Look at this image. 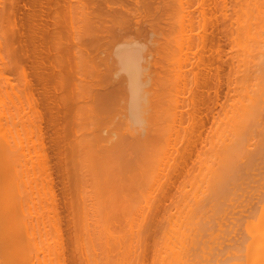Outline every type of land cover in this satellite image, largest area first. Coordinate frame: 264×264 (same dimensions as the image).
Masks as SVG:
<instances>
[{"label":"bare ground","instance_id":"1","mask_svg":"<svg viewBox=\"0 0 264 264\" xmlns=\"http://www.w3.org/2000/svg\"><path fill=\"white\" fill-rule=\"evenodd\" d=\"M114 1H116V2H114ZM195 1H197V2H195ZM195 1L194 0H184V2H183V0H118V2H117V0H0V108L2 105V106H5V108L7 109V110H4L5 108L0 109V264H46V262L48 263L49 260H47L46 262L44 260H40L39 253H38L39 249L41 250V252H43V254L48 249H49L50 254L51 253L54 254L53 261L51 260L50 261L51 263H48V264H67V261H66V259H64V256H63V251L65 250V248L62 245L63 235L61 232V227L59 229L60 224L58 223L59 226L53 225L54 224L53 222H56L59 219L56 220V218H53L54 221L52 220V223H53L52 226L56 227V229H57V230H55V231H57L56 237L54 238L55 244H52L53 242L51 239L53 237L51 238V236H50L49 238H51L50 241L52 242L51 245L49 246L50 248L47 249L48 246L45 247L47 244L44 245V242L42 245L43 238L41 240V237L44 236L43 235L44 233L39 228L40 227L39 226V217L41 216V215H39V212H42L43 210L39 211L38 205L40 204L39 202H43V201H40V200L38 201V199H40L38 197V194H40L38 191L39 190L38 186H40V181H39L40 177L38 176L37 171L40 172V166L44 165L43 169L45 170V177L43 179L48 178L49 172H48V167L46 165V162H48L47 159L49 158V156H47V155L50 152V156H52L51 155L52 146H54V147L58 146L59 144L57 145V143H60V142H58L57 140H59V138L62 137L61 133L55 134L53 136L52 133L48 132V130L54 128L55 122L57 121L56 117L58 116V113L61 114V112L66 109L65 111H67L66 112L67 116L62 117L63 118L62 120H66V123H67V122H70L71 120L67 121V119H65V118L68 117V119H69L70 113L72 112L73 109L76 110L75 108L77 107V110L79 109V114L77 113V115L79 116V119H80V120L77 119V121L79 120V121L83 122L81 119L86 121L85 119L88 117L89 112L92 109V107L90 106V104L92 103V101H91L92 97L90 100L91 101L90 104H89V102H87V100H85V97H86V99H88L87 97L91 96V95H88L91 91V86H89L88 84H90L91 82L88 83V79H86V76H89L91 72H92V74L94 73L93 76H96L98 70L96 69L97 67H95L94 65L93 66L89 65L90 64L88 62L89 59H88V57H86L88 55L87 54L88 51L90 50V52H91L90 54H92L95 50H93V52H92V50L90 48H93V49L97 48L98 49L99 47H102V50L104 51L103 46L107 47V45H108L110 48V45H111V44L109 45L108 43L106 45V42H108V40H109V42L111 41V43H112V41H114L115 38L120 35L121 38L119 40H118L119 37L116 38L119 41L118 45H119V47H122L121 45L125 41L126 48H118L116 50L118 51V50L125 49V51H127V52L129 51L128 53H126L123 50L124 51L123 53L127 54L126 55L127 58L124 59L123 54H122V58L120 57V59H122V60L124 59V63H123L124 66H122V68L124 70H126L125 72H127V70L129 72V74H127L128 79H127V76H126L124 70L123 71H122V69L120 70V71H122L121 74H119L120 72L118 70H116L119 72L118 73L119 76H117V77H119V79L117 81H115V83L113 82L114 84L111 85L112 82L110 83V81H108L111 78L108 77L109 74H107V72H106L105 75L107 74L106 77H108L107 82H109L108 84H110V85H108L109 86L108 88L105 87V90L101 91V93L98 95L99 99H100V97L103 99V100L100 99L101 102L99 100L98 104L101 103L100 104L101 111L99 109V112H101V117L104 116V118H102V119H104L105 123H103L102 120H100V121H101L102 125L103 124L105 125V124H107L106 123L107 120L108 121L110 120V118H107V117H109V115H108L109 111L112 109L111 113H112V111L114 112V110H115L114 104H117L116 102H118L117 101L118 98L117 99L113 98L114 100L112 99V102L113 101H115V102H114V104L111 105V103H112L111 97H108V96L118 95L119 99H121L122 93L125 92L123 94V98L121 99V101L119 100V103H118L119 105L118 104L116 105L117 106L116 110L118 109L119 114H121L122 115L121 117H123V120L121 118L120 119L122 121L119 118H114V116H116V114H117V113L115 114V112H114V116L112 114L113 119L111 120V121H115V120L119 119L120 122H122V124H120V122L118 123V121L116 122L118 124H116L114 122V127L120 125L121 127L123 126L125 129H122L123 127L121 128L119 126L123 130L122 131L120 129L123 133L119 137V134L121 133V131H120V133L118 134V137L116 138V136H115L114 137L115 139H112L113 141H111L110 137L106 135V137H109V138L105 139V141H107L109 139V142L108 143L105 142V144H101V146H98V144L95 145L94 142H93L94 143L93 144L90 140H88L86 138V137H88V136H86V134L85 135L81 134L77 138V140H78L77 149H78V152H80L81 158L78 156L77 159H79V160H76L77 165L79 167L78 170L81 169L80 171H82V169H83V171H82L84 174L82 176L83 180L86 179V178H84L85 176L88 177L86 180L91 178V182L88 181V184H85L83 181V183L85 185L83 184L84 186L82 185V188L80 189V190H82L80 192H82L81 195L83 197V202L85 204L83 206H86V208H83V209H85V211H87L86 212L87 215L86 214H84V215H86V218H88V220H89L87 222V230L85 229V234L82 236H84V238H86V240H88V242L90 239H93V241L96 240L98 243L96 245L99 246V250L97 251V255L99 253L103 254V255H105V259L107 258L106 254H105V253H107L105 247L110 242V239H112L113 242H115L119 245V243L117 242L118 238H120L119 233L117 234L116 232H111L110 230H112V228H110V230H107V229H109L111 224L110 225L108 224L109 227L108 228L105 227L106 229H104L103 225L104 226H105V224L107 225L108 222L107 223L101 222V219L104 218L102 216L103 215V213H102L103 207L101 206V205H103V201L101 203V200H102L101 195H103V194H101L103 192V191L101 192V187H103V189L106 190L107 192H110L113 189V188L111 189V187H112L111 185H116L118 182V186L120 187L118 195H117V191H118L119 187L116 188L117 191H115V194L113 196L109 195V193H108L109 196L104 199V202L106 200L107 202H105V203L106 204L109 203L108 205L111 206V204L113 205L112 201H114V203H116V204L118 203V204L122 205V209H124L123 204H125V202H123V201H126V199H125L126 196H125L124 191H123V188H125V186H126V182H125L126 180L125 179L129 178V181H130V177H131V180H133L132 179L133 174L132 175L126 174V173H124V170H121L120 173L112 172V174H111V171H109L111 169V166L113 167V170L115 168L114 167L115 164H116V167H118L117 165H119V164L121 167L127 166V165L129 167V165L131 163L130 166L135 164L134 166L137 167L136 165L140 166V164L143 162V160H144L143 157L145 156V158H146L147 157L146 154H149L150 147H148V146L150 144L148 145V143H151L149 141L152 140L151 138H152L153 129H154V128H152V126L154 127V125H157L155 122L151 123L153 121H151L150 119L157 121L155 119H158V118H156V117L150 118L149 115L147 114L148 119L145 121L144 119H146V117H145L144 113L142 114V112L151 111L149 113L151 115L152 114L155 115V111L158 112V108L161 106V104H162L161 107L164 106L163 103H161L160 98H163L164 96H166L165 93L168 92V89H167L168 86L166 87V84H168L167 81H168V79H170V77H171V79H170L171 83H169V86L171 85L172 88L175 86L174 83H176L175 82L176 79L174 77H176L178 79L182 75H186L185 73H187V75H189L192 72L191 78H187V76L186 77L182 76V79L187 78L186 82H189L187 84H193V85L196 83L197 84L198 83L204 84L206 81H208L206 78H207V74L209 73V69H210L209 65L210 64L208 63L209 65H207L206 61H204L203 54H205V49H206L205 41L207 40V37H208L207 33H206V26L210 25L207 22L210 21V17L212 15V12H211V14L206 12L207 10H210L209 6H207V5H210V2H208V4L206 3L207 5L205 4V6L208 7L206 10L204 9L205 6L202 7L204 5L203 3H205L207 0H195ZM208 1H210V0H208ZM221 1L224 2L223 0H221ZM246 1H247L246 2V6H247L246 12H248V13H246V12L245 13L248 14L247 15L248 17L245 15L247 18V21H244L245 22L244 25L247 26L246 27L247 28V30H246L247 36L252 41L251 43H248V46L246 47L248 49V51H246V53H247V55H249L251 53V55H249V56H253L254 52H256L255 56H257V66L254 69L255 74L252 73L251 75L257 76V77L254 78L255 81H253L252 83H248L247 87H246V85H243V86H245V88L247 90L246 91L247 92V94H246L247 103H245L246 105L244 104V106H245V107H243L244 110L241 109L242 110L241 111L238 108L242 112V113L241 112L239 113L240 114L239 117L242 116V118L240 117L241 122H242V127H243L242 131L245 135L243 137L244 143H242V144L240 143V144L241 145L244 144V146H243L244 149L242 148V150H244L245 154H243V152L239 156H236V155H238V153L236 155L232 154L231 155L232 159L228 158L229 161L233 160V162H239L238 160H240V158L242 157L243 160H241L240 162H242L241 165H242L243 171L239 170V172H242V173L238 174L237 173L238 170L236 171V169L232 168L231 165H229L232 168V170L228 172V175H229L228 180L225 178V180H226L225 183H227V185H228L226 187L227 189L225 191L222 190V186H221L222 182L221 183L216 182V183H214V185H209V186H206L205 188L202 187V189H201V185L200 184H199L200 186L198 185V183L201 180L198 182V178H197V180H195L194 179L195 177H194L193 179L197 183V185L196 184L195 185L199 186V189L196 190V188H198V187H192L191 188L192 192H189V194L191 193V195H190L191 198L189 197V195H186L187 191L184 189V187L182 189L185 197L187 199L190 198L189 203H187V202L184 203L183 200L186 198L184 196H183L184 197L183 198L182 194H181L180 198L182 197L181 199H183L182 200L183 202H181V200H180L181 205L176 204V206H175V204H174L175 207H177L179 205L177 207V210L175 209L176 211L172 215L169 212L168 213L169 217L166 215V219L168 218L169 226L167 227L168 230L166 229L167 230L166 233L168 236H166V234H165V236L169 239V236H170L169 234H175V238H177L179 240V243H180V247L179 248L177 247V248L180 250H183V249L185 250V244H184L185 241L189 240L190 238H194V237L198 236L197 239L199 240V242H201L200 243V251H201V255H202V258H201L202 263L205 261H208L210 259V257H209L210 252H209V254H207L208 255V259H207V256L205 257V255H206L205 250L203 249V246H201V244L203 245L205 243V241H204L205 239L203 240L201 238L204 237L203 233H206V232L202 233L201 230L198 231L200 226L202 224L206 223L203 219L206 217H209L208 215H204L205 217L203 216L204 218H202V214L204 213V211L208 210V209H206L208 207L206 202H208L210 200H208L207 197H206L207 199L204 198L206 195H208L210 198L212 197L214 199V200L211 199V206H212V204L214 206V209H215L214 214L216 216L215 222H216V225L218 226L217 231L210 233L211 236L209 238L211 240H212V238L213 239L215 238L214 240L218 242L217 245L219 243H222V241L221 242L218 241V240H220L219 238L222 236L223 237L225 236V238L227 240H229V239L233 240V243L230 242L231 240L229 241V243H232V244H230V245L226 244L229 246H228L227 250L224 249L225 251H223V254H222L223 256L221 259H219L220 254H218V252H216L217 255L215 254L216 258L213 259L214 260L213 264H220L225 259L229 260V259H231L229 257H232V255L235 256L234 254H236V255L238 254L237 256H242V257L244 256V259H243L244 263L239 260L241 262L239 264H264V0H246ZM193 3H196L197 6H200L203 8L201 10L197 9L198 15H196V16H193V9H192ZM100 4L103 6V7H101V10L98 9V7H100ZM220 5L225 6L227 4L223 3ZM214 7L217 8L215 6V4H214ZM214 7H211V8L213 9ZM218 7H222V6H218ZM223 8L225 9L226 7H222L220 9H223ZM96 10H98L97 12H99V13H97ZM123 13H125V15L126 14L130 15V19L128 17H126L128 19L123 17L124 20H121L123 18L119 17V16L121 14L123 15ZM226 13H228V12H226ZM208 14H210V15H208ZM215 16L216 15H214V17ZM245 16H243V17L245 18ZM117 17H119L120 19H118ZM211 18H213V17H211ZM194 23L196 24V27L200 29V32H202V34L199 33V35H198L197 32H193ZM211 25H212V23H211ZM127 31L133 33V35H130L131 37L127 36L128 35L127 33L125 35V32H127ZM184 32L187 36H192L193 34H194V36L196 35L195 37L197 40L196 39H194V40L196 42L198 41L199 42L198 46L199 45L200 46L197 50L198 55H194V51H192L191 53H190V51L187 52V50L185 52H183V54L185 53V56L187 55L186 52L190 54V55L188 54L186 56V58L183 60L182 57L180 58V55H182V54L179 55V52L181 50H183V48L185 47V46H183V44L184 45L186 44L185 42H183L184 40H183L182 35H184ZM192 32H193V34H192ZM214 33H215L214 30H212V33L209 36L213 37V35H215ZM112 34H115V35L118 34V35L116 37L114 36L113 40H110V37L112 36ZM123 34L125 35V37H127V39L129 38L128 42H126L127 40H124L125 37L122 38ZM208 34H209V32H208ZM171 35H174V36H171ZM186 35L184 37L185 41H186V38L189 39V41H190V37H186ZM143 36H145V37L143 38ZM131 38H132V40L130 41ZM208 39H209V37H208ZM121 40L122 41L124 40V41L122 42ZM239 40H241V39H239ZM220 41H219V43H220ZM190 42H192V41H190ZM196 42L195 43L193 42V43H194V45L197 46ZM152 44H154V47H156V48L152 47L153 46ZM187 44H189V43H187ZM191 44H190V46H191ZM116 45H117V43H116ZM221 45L222 44L220 43V44H218V46L216 45L217 47L215 49H213V51H214L213 53L215 55L220 54L219 49L221 48ZM165 47L168 48L169 52L172 51L174 56H175V54H174L175 52L177 53V56H178V57L177 56H175V57L171 56L172 60L175 58L174 61H176V63H177L176 65L174 64V62L172 64H174L175 66H178V68H176L174 66L176 68V70H173V72L171 70L172 73H174V71H176L174 73V75L171 73L174 77L171 75V76H169V78H166L167 76L165 77L163 75L165 72L164 71V65L161 69V70H163L162 73H160L161 71L158 70L159 64L161 61L159 62V60H157L158 56H156V55L161 54V56L159 55L161 58L163 57V55H165V56L168 55L166 53H169V52L167 51V49L164 50ZM107 48L104 51V53L106 52V54H107V51L109 50ZM102 50L99 49L98 51H101L103 53ZM241 50H242V48H241ZM98 51H97V53H99V56L101 57V55H100L101 52H98ZM112 51H114V50H112ZM115 51L113 53L114 56L116 55ZM208 51H210V48ZM217 51H219V52H217ZM235 51H234V53H235ZM108 52H110V51H108ZM118 53H120V52L118 51ZM239 54H240V52H239ZM210 55H211V53H210ZM96 56L98 57V55H96ZM105 56H107V55H105ZM219 56L220 55H218L217 58H219ZM90 57L93 59L92 55ZM164 57L162 59L166 60V58H164ZM101 58H100V60L103 61V59H101ZM103 58L106 59L107 57L103 56ZM114 58H116V57H114ZM253 58H255V57H253ZM67 59L68 60L69 59L74 60V62L72 61L73 63L71 62V64H74V66L67 64L68 61L65 62L66 64L63 63ZM105 59H104V61H105ZM98 60L95 62L98 63ZM111 60H114V59H111ZM165 60H163V61L165 62ZM233 60H235V59H233ZM108 61H110V60H108ZM68 63H70V62H68ZM168 63H170V62L168 61ZM63 64L69 65L70 68H71V66H73L74 72L76 73V75L74 73V76L72 77L73 78L72 82L70 81L72 75L67 76L65 73L66 79H67V77H69V79H68L69 82L67 83V81H65L67 88H68L69 84L71 85V86H69L68 90L66 89L65 84H63L61 81L62 79H65V77L61 76V74H63L65 71L68 70L66 68V66L64 67ZM181 64H183L182 67L189 64V66L191 68L187 67V68L182 69ZM95 65L97 66V64H95ZM161 65H162V63H161ZM98 66H100V65L98 64ZM106 66H108V65H106ZM116 66H118V65H116ZM116 66H115V69H116ZM139 67L142 70V73H140V74L138 71ZM194 67L196 68L195 71H194ZM63 69L64 70L66 69V70L64 71ZM108 69H109V67H108ZM112 69H114V67L111 68V71H112ZM117 69H119V68L117 67ZM99 70H103V68L102 69L99 68ZM250 70H247V71H250ZM69 71H71V70H69ZM69 71H67V72L69 73ZM111 71L109 72V70H108V73H110V75L112 77L115 74H112ZM15 72H16V75H15ZM17 72L22 77V79H21L22 83L19 82V81H21L19 79H18L19 81H17L18 84L21 83V85L19 84V86L23 85L24 92H22V94H23L22 96L20 95L22 97V99L19 96V94L21 92L19 90L20 93H18V88H17L18 86H16V84L14 82L15 79H13V77L18 78ZM219 72L220 71H219V67H218L216 70V76L218 75ZM71 73L73 74V72H71ZM167 73H168V70H167ZM169 73H170V71H169ZM196 73H197V75L200 74V76H198V79L195 75ZM101 74H102V72H101ZM167 75H169V74H167ZM20 76H19V78H20ZM137 76L138 77L141 76V78L139 77L137 79ZM189 77H190V75H189ZM218 77H216V78H218ZM99 78H101V81L106 82L105 78H103V79H102V77H99ZM247 78H248V76H247ZM166 79H167V81H166ZM242 79H245V78L242 77ZM248 79H250V77ZM251 79H252V77H251ZM254 79H252V80H254ZM178 80H180V79H178ZM189 80H191L192 83ZM196 80H197V82H196ZM183 81H185V80H183ZM63 82H64V80H63ZM103 82H101V83L103 84ZM102 84H101V86H102ZM228 84H226L227 87H229ZM90 85H93V84H90ZM97 85L100 86V83L95 84L94 86H97ZM217 85H218V89L216 88L215 92H214V104H213V106H215V104L217 103L216 100L219 96L218 92H220L219 88L222 85L221 80L218 81ZM105 86H107V85H105ZM194 86H196V85H194ZM178 87H179V85H178ZM175 88H177V87H175ZM60 89L61 90L63 89L62 91H60V93L63 92L62 94L57 92ZM69 89H70L71 93H69ZM165 90H167V91L165 92ZM170 90H171V88H170ZM174 90L175 89H173L172 91L177 92ZM21 91H23V90H21ZM64 91H65V94L68 92L69 96L68 95L64 96L63 95ZM94 92H93V95H96V96L99 93V91L95 94H94ZM126 92H128V94H127L128 99L124 98L125 97L124 95H126ZM187 92H189V91H187ZM178 94H180V93H178ZM178 94H177V96H178ZM66 96H68L67 99H65ZM239 96H241V95L239 94ZM97 98L95 100L96 102L94 101L93 104L97 103ZM79 99L81 100V103L79 102ZM108 99L110 101H108ZM196 99L198 100V98H196L195 96L192 95L191 97L189 96L186 99L182 100L181 103H179L177 101L179 104H177L176 106H174V103H176L175 101L170 105V106H174V107L178 108V110H176L177 109L176 108L174 111L172 110V112H170L171 107L168 110V112H170V115H171L170 119L172 121V125H171L172 130L182 131L186 127L185 125L183 126V123L185 121H190L189 119L194 118V114L196 113L195 111H196L197 105L203 104V102H204L202 100H198L197 104L195 105ZM75 102H78V103L75 104ZM221 103L219 105H221ZM71 104L72 105L74 104V106L76 105V107L73 108L71 106ZM169 104H170V102H169ZM10 105H11L12 109H10V107L9 108L7 107ZM225 105H226V103H225ZM67 107H68V110L71 109L70 110L71 112L69 113V115H68ZM95 107H97V106H95ZM19 108H20V111H22V114L19 113L20 111L18 112ZM107 108H108V110H107ZM168 108H169V105H168ZM59 109H60V112H59ZM160 109L161 108H159V110ZM163 109L165 110L164 107H163ZM152 110H155V111L152 112ZM164 110L162 111V114L167 110V108L165 111ZM106 111H108V112H106ZM231 111H232V109H231ZM233 111L235 112L236 109H234ZM243 111H244V113H243ZM91 112H90V114L92 116V114H94V112L93 113H91ZM234 112H232V113H234ZM139 113L142 116H144L143 121H145V123H143L142 125L140 123H137L138 125L135 124L139 120H140L139 122L142 123L141 120L143 117L141 118V115ZM84 114L87 116V117H85V119L82 118V115H83V117L85 116ZM137 114L140 116H138ZM201 114L202 115H198V116L196 114L195 115L198 118L200 117L201 122L200 121L199 122L205 127L204 121L207 120V117L212 114V109H211L210 113H205L204 115H203V113H201ZM71 115H73V112ZM128 115H130L129 118H128ZM132 115H136V117L138 116V118L135 119L132 117ZM157 115H159V114H157ZM164 115H165V113H164ZM164 115H162V116H164ZM170 115L168 114L167 118L170 117ZM105 116H107V117H105ZM112 116H111V118H112ZM126 116H127V119H126ZM59 117H57V118H59ZM239 117H237V118H239ZM16 118H18V119H16ZM216 118H218V117H216ZM148 120H150V122ZM79 121H78V123H79ZM158 121H160V120H158ZM223 121H225V120H223ZM72 122L75 123L76 118H75V121H72ZM72 122H70L72 128H74L75 125L77 126L76 123H75V125H74V123L72 125ZM41 123H44V126H42ZM66 123H65V126H67V128H68L70 123H67L68 125ZM111 123H110V126H113ZM187 123H189V122H187ZM15 124H17L16 127H15ZM29 124H30V126H32L31 128H29L30 127ZM61 124H62V122H61ZM79 124H81V123H79ZM52 125H53V128H52ZM203 126H202V128H203ZM82 127H83V129L85 128L84 123H83ZM82 127H81V129H82ZM168 127L170 129V126H168ZM168 127H166V128H168ZM72 128H70V126H69L70 130ZM75 128H77V127H75ZM69 129L68 130L65 129V130L69 131ZM78 129H80V128H78ZM97 129H99V128H97ZM115 129H116V127H115ZM191 129L192 128L190 127L189 132H191L190 131ZM60 130H62V129L60 128ZM108 130H107V132H109ZM165 130H166V133H168L169 130L168 129H165ZM185 130H187V129H185ZM200 130L201 129H199L197 131H200ZM31 133L33 135L30 137ZM54 133H55V131H54ZM96 133H97V131H96ZM171 133H173L176 136V133H174V131H172ZM183 133H184V131H183ZM208 133H211V132H208ZM223 133H224V130H223ZM198 134H200V132H198ZM186 135L190 136L191 134L190 135L186 134ZM34 136H35V138H34ZM84 136H86V137H84ZM32 137H33V139H32ZM177 137H179V136L177 135ZM111 138H113V137H111ZM173 138L175 139L176 137H173ZM197 138H198V135H197ZM97 139H98V137H97ZM99 139L101 141V138H99ZM168 140H170V139H168ZM187 140H190V139L187 138ZM203 140L204 139H202V141ZM174 141H173V143H174ZM213 141L214 140H212L211 143H213ZM192 142H191V144H192ZM103 143H104V141H103ZM139 144H141L143 147L140 148ZM193 145H195V143L192 144V146ZM97 146L99 148H97ZM165 146H168V145L166 144ZM174 146H175V144H174ZM174 146L171 145V147H169L167 149L172 150V151H176ZM212 147H213V145H212ZM241 147H239V148H241ZM163 148L165 149L166 147H163ZM190 148H191V145H189V147H187V149H189V150H187V154H190V152L194 148V146L192 149H190ZM57 149H58V147H57ZM182 149H184V148H182ZM182 149H181V151L179 150V153L184 154L186 149L183 151H182ZM168 150H166L167 152H165L163 150L164 151V153L162 152L163 155L165 153L168 154V152H169ZM171 152H170V154H171ZM56 153H58V151H56ZM126 154L129 155L128 156L129 158L126 156ZM130 154H131V156H130ZM159 154H161V152ZM228 154H230V153H228ZM220 155H222V154H220ZM224 155H226V154H223V156ZM153 156H154V154H153ZM115 157L117 159L119 157L118 160L119 161L121 160V162L118 163L116 161ZM226 157H227V155H226ZM142 158H143V160H142ZM163 158H164V156H163ZM163 158H161V159H163ZM167 158H168V156H167ZM224 158H225V156H224ZM101 160L105 164H103ZM104 160H105V162H104ZM218 160H220V158ZM162 161H164V160H162ZM162 161L161 162L158 161L159 163H161L160 165H162V163H163ZM173 161H175V160H173ZM197 161H198V159L196 160V162ZM205 161H206V159H205ZM80 162H81V165H79ZM147 162H146L145 166L143 165V167L146 169V171L144 170L143 167H142V169L140 167L141 172L142 173H143V171H144V173L147 172L149 175L152 176L153 180H155L156 178L158 179V177L160 176L159 175L157 177V175H156L157 172H160V170L158 169L159 167H157L158 163L155 164L156 166L154 165L157 168V170H155L156 168L153 166V163H155V162L154 161L153 162L150 161V163L148 162V164H152V170L154 167V172L156 171L154 173L155 174L154 176L156 178L154 179L153 172H148V170H147L148 169V167L146 166ZM166 162H168V159H167V161H165V163H163V164H165L164 166H166L168 164V163L166 164ZM222 162H223V160H222ZM225 162H227V160H225ZM228 162H227V164L231 163V162L230 163H228ZM144 163H145V161H144ZM182 163H184V162H182ZM175 164L177 165L176 162H175ZM200 164L198 165V168L201 166ZM224 164H226V163H224ZM104 165L105 166L107 165L108 167H110V169H108V167L106 166L107 167V170H106V167ZM237 165H239V163H237ZM167 166H166V168H167ZM173 166H174V163H173ZM226 166H228V165H226ZM56 167L57 166L55 165V168ZM103 167L105 169H103ZM169 167H171V165ZM174 167H173V169H174ZM37 168H39V169L37 170ZM101 168L104 170V171L102 170L103 174L101 173ZM160 169H161V167H160ZM227 169L229 170L230 168L227 167ZM107 171H109V172H107ZM116 171H118V170H116ZM113 174L114 175L116 174L117 176H118V174L119 175L121 174V175L119 177H117V176L115 177ZM160 174H162V173H160ZM171 174H172V171H171ZM171 174L168 173L166 175L167 181H168V175L170 176V178H172ZM187 174H189V173H187ZM224 174H226V173H224ZM39 175H40V173H39ZM129 175H130V177H129ZM144 175H142V176L144 177ZM149 175L147 176V174H146L147 177L145 176L143 178V180L145 178L148 179L149 177L151 179V176H149ZM162 176H164V173ZM162 176H160L161 179L163 178ZM160 177H159V179H160ZM206 177H208V176H206ZM240 177H241V179L243 178L244 180L241 181ZM187 178H189V177H187ZM122 179H123V181H122ZM134 179H135V177H134ZM193 179H191V180H193ZM153 180L152 179L149 180L150 183L147 182V184L150 185L152 183L151 181H153ZM186 180L187 179H185V181ZM206 180H207V178H206ZM238 180H240V182L244 183V185L240 184L242 188L240 187V185H238L240 183V182H238ZM137 181H138V179H137ZM219 181H221V180H219ZM172 182H173V180H172ZM119 183H120V185L123 183L124 185H121L123 187H121L119 185ZM145 183H143L144 187H145ZM153 183H152V185L155 186ZM157 183L159 184V182H157ZM147 184H146V187H148L150 189L151 185L148 186ZM155 184H156V180H155ZM162 184H163V181H161V185ZM189 184H191V183H189ZM189 184H187V185H189ZM192 185H194V184H192ZM156 186H157V184H156ZM116 187H117V185H116ZM189 187H190V185H189ZM63 188H65V187H63ZM139 188H140V186H139ZM159 188H161V187H159ZM193 188H195V190ZM224 188H225V186L223 187V189ZM50 189L51 188H49V191H50ZM129 189H131V188H129ZM152 189H153V187H152ZM113 190H115V189H113ZM51 191L53 192V190H51ZM51 191L49 192L50 194L52 193ZM106 191H104V192H106ZM155 191H156V189H155ZM150 192H149V195L153 194V192L152 193H150ZM239 192H240V196H242V198H240L239 194H237ZM205 193H207V194H205ZM235 193L237 194V196H239L238 198H240V200L237 199V197H236V199L238 200V202H236L235 197H233V198L226 197L227 198V200H226L227 206L224 209V207H223V205H224L223 201H224V197H225L224 194H227L229 196L232 194L234 195ZM43 194H44V192H43ZM120 194H122V198L120 197L121 196ZM236 194L234 196H236ZM149 195L146 194L147 197ZM146 196L144 197V201L147 198ZM51 197H52V195H51ZM117 197L120 198V201H118L119 198H117ZM136 199H134V200H136ZM147 199H146V203L144 202V205H143L144 207H142V209H139L140 210L139 217L136 216L137 219L139 218V220H138L139 222H137V224L134 223V224H136L135 225L136 229L134 228V224H132L133 222L130 223V225H129L128 231L132 235V236L130 235L131 237H133L135 235L136 237L140 238V231H139L140 220L143 221V219H145V217H144L145 210L150 206V204H148V203H149L151 197H150V199L149 198H147ZM232 199L233 200L235 199L234 202ZM147 201H148V203H147ZM177 202L180 203L179 199L177 200ZM105 203H104V205H105ZM150 203H152V201ZM52 204H54V203L53 202L51 203V206H52L51 208L54 209L53 206H55V205H52ZM118 204H117V206H120ZM42 205L43 204H40V206H39L40 210L43 207ZM117 206H116V208H118ZM192 206H194V208ZM209 206H210V204H209ZM106 207H109V206L106 205ZM114 207H115V205H114ZM190 207H192L194 209V210L191 209L192 212H190ZM47 209L50 210L48 212L52 211L50 209V207ZM109 209H111V208H109ZM54 211L55 210H53L52 212H54ZM49 214L53 215V213H49ZM79 214L80 213H78V215ZM204 214H206V213H204ZM159 215H161V214H159ZM46 216H48V215H46ZM46 216L44 218H46ZM50 217H51V215H49V219H50ZM53 217H58V215L56 214ZM107 217H108V215H107ZM136 218H135V220H137ZM40 219L42 220V216ZM51 219H52V217H51ZM51 219H50V221H51ZM128 219H130V218H128ZM44 221H46V220H44ZM47 222H48V220H47ZM84 223H85V221H84ZM127 223H128V221H127ZM164 224H165V222L163 223V226H164ZM206 225H204V226H206ZM64 226H65V224H64ZM206 230H208V229L206 228ZM81 231H82V229H81ZM198 232H200L199 233L200 235H197ZM210 232H212V231H210ZM48 235L49 234L47 232V238H48ZM76 235H77V233H76ZM102 235H104L105 241H103L101 244V241L104 240V238L102 239ZM143 235H145V233ZM143 235H141L142 238L144 237ZM146 235H145V237H146ZM161 235H162V233H161ZM208 235L206 234V237ZM131 237H130V239H132ZM136 237H135L136 242L134 241L135 243L133 242V245L135 244L138 247L137 249H139V252H137V250H136L135 253L138 254V253L142 252L145 254V251L143 252L142 244H141V243H144L143 242L144 239L142 240V238H141V242H140V240L136 239ZM107 238H109V241L107 244H105ZM170 238H172V237H170ZM225 238H223V239H225ZM133 240L134 239H132V241ZM194 240H195V238H194ZM43 241H46L45 237H44ZM158 241H159V239H158ZM190 241H192V239ZM209 241H207L208 247L210 246ZM215 241H212V242L214 243ZM224 241H223V243H224ZM129 242L131 245L130 240H129ZM175 242H176V240H175ZM194 243H195V241H194ZM112 244L116 245L114 243H112ZM167 244L165 246H167ZM169 244H170V242H169ZM176 244H178V242ZM176 244H175V246H177ZM210 244H212V243L210 242ZM120 245H123L122 244V238H121ZM120 245H119V248H120ZM130 245L129 244L126 245V251L128 249L127 246L129 247ZM94 246L95 245L92 246L93 252L96 249ZM108 246H109V244H108ZM112 246H110V247L113 248ZM123 246H125V245H123ZM213 246L214 245H212V247ZM101 247H102V249H101ZM212 247H210V249ZM88 248H89V246H88ZM121 248L124 249L125 247L124 248L121 247ZM216 248H218V246ZM79 249H80V247H79ZM84 249H86V248L84 247ZM191 249H193V248H191ZM218 249H222V248H220V246H219ZM102 250H103V252L101 253ZM112 250H115V249H112ZM128 250L131 254L130 249H128ZM164 250H166V249H164ZM198 250H196V251H198ZM232 250L234 252H231ZM92 251H91V253L93 255H96V254H94L96 251L94 253ZM133 251L134 250L132 249V252ZM212 251H213V249H212ZM121 252H123V251H121ZM108 253H110L109 250H108ZM126 253H128V252H126ZM135 253L133 252L134 257L137 258ZM142 253H140V254H142ZM174 253L179 255L178 251H177V253H176V251ZM174 253H172V254H174ZM181 253H182V251H181ZM219 253H220V250H219ZM93 255H92V258H93ZM131 255L128 258V263H129V260L132 259ZM210 255L212 256V254H210ZM42 256H41V258H42ZM175 256H177V255H175ZM50 257H52V256H50ZM98 257L100 260L101 256L99 255ZM45 258H48V257L46 256ZM88 258H91V256H89ZM136 258H134V264H135ZM139 258H141V257H139ZM167 258L166 259L164 258L163 262H164V260L167 261ZM177 258H178V256H177ZM108 259H110V261H111V260H114L115 258L112 259L111 257L109 258V256H108ZM108 259H106L105 261H107ZM181 259H183V258H181ZM185 259H186V255H185ZM116 260H118V259H116ZM187 260H189V259L187 258ZM219 260H220V263H219ZM95 261L96 260H94V258H93L91 264H93V263L96 264ZM139 261H141V260H137L136 264H142V261L141 262H139ZM161 261L162 260L160 259V262ZM170 261H172V260H170ZM70 262H72V261L70 260L68 264H70ZM187 262H189V261H186V263ZM114 263H118V262L114 261ZM143 263H144V261H143ZM202 263H200V264H202ZM210 263H212V261H210ZM132 264H133V261H132ZM150 264H151V262H150ZM184 264H185V262H184ZM203 264H209V263L205 262ZM232 264H235V263H232Z\"/></svg>","mask_w":264,"mask_h":264},{"label":"rangeland","instance_id":"2","mask_svg":"<svg viewBox=\"0 0 264 264\" xmlns=\"http://www.w3.org/2000/svg\"><path fill=\"white\" fill-rule=\"evenodd\" d=\"M195 1V0H194ZM224 2H222L221 0H210V1H206L205 3H203L204 5L202 6V7H204L205 6V4L207 3L208 4V2H210V5H207V6H209V8H210V10H207L206 12H208V13H210L211 14V12H212V15H211V17H213V18H211L210 17V21H208L207 23L208 24H210V25H207L206 26V33H207V36L209 37V39H208V37H207V40L205 41V45H206V49H205V54H203V57H204V61H206V63H207V65H209V67H210V69H209V73L207 74V80L208 81H206L204 84L203 83H196V84H194V85H196V86H194L193 84H187V83H189V82H186L187 80V78H191V73L189 74L190 75V77H189V75H187V73H185L186 75H182V76H184V77H186L187 76V78L186 79H182V76L180 77V78H178V79H180V80H178L176 77H174L173 75H174V73L176 72V71H174V73H172L173 72V70H176V68H178V66H175L177 63H176V61H174L175 60V58L172 60V57L171 56H173V57H175V56H177V53L175 52L174 54H175V56L173 55V52L171 53V52H169V50H168V48H166L165 47V49L164 50H166L167 49V51L169 52V53H166V54H168V55H163V57L164 58H166V60L165 59H162L160 56H161V54H157L156 56H158V59L157 60H159V62H160V64H159V68H158V70L159 71H161L160 73H162L163 72V70H161L162 69V67H163V65H164V76L166 77V78H169V76H171L172 74V76L176 79V83H174L175 84V86L172 88V86L170 85L169 86V83H171V81H170V79H171V77H170V79H168V81H167V79H166V81L168 82V84H166V87H167V89H168V92H166L167 90H165V94H166V96H164L163 98H160L161 99V103H163V107L165 108V110H166V108H167V110L165 111L164 109H163V107H161L162 106V104H161V106L159 107V108H161L160 110H159V108H158V112L157 111H155V110H152V112H154L155 111V115L154 114H150L149 112H151V111H149V112H142V114L144 113V115H145V117H146V119H144V116H142L140 113V115H141V118H142V123L141 122H136L135 124L136 125H138L137 123H140L141 125L143 124V123H145V121L148 119V117H147V114L149 115V117L151 118H158V119H155V120H157V121H154V120H152V119H150L151 121H153V122H151V123H156L157 125H154V127L152 126V128H154L153 129V134H152V140L151 141H149V142H151V143H148V147H150V151H149V154H146L147 155V157L145 158V156L143 157L144 158V160H143V158H142V160H143V162L140 164V166L139 165H136L137 167H135L134 165H132V166H130L131 165V163H130V165H129V167H128V165L127 166H123V167H121L120 166V164L119 165H117L118 167H116V164L114 165V170H113V167L111 166V169H110V167H108L107 165V167H108V169H110L109 171H111V174H112V172H117V173H120L121 172V170H124V173H126V174H133V180H131V177H130V175H129V177H130V181H129V178L128 179H125L126 181V186H125V188H123V191H124V194H125V196H126V201H123V202H125V204H123V207H124V209H122V205H120V204H118V205H120V206H117V204L116 203H114V201H112L113 202V205L111 204V206L110 205H108V204H106L105 202H107L106 200H105V202H104V199L106 198V197H108L109 195H111V196H113L114 194H115V191H117V189L116 188H118L119 186H118V182H117V187H116V185H111L112 187H111V189L113 188V189H115V190H113L112 189V191H110V192H107L106 190H104L103 189V187H101V194H103V195H101V203H102V201H103V205H101L103 208H102V210H103V217L104 218H102L101 219V222L102 223H107V225L105 224V226L103 225V228L104 229H106L105 227H109L108 226V224L110 225V227H109V229H107V230H110V228H112V230H110L111 232H116L117 234L119 233V237L120 238H118V243H119V245H120V243H121V238H122V244L123 245H125V246H123V245H120V248H119V245L117 244V243H115V242H113L112 241V239H110V242L108 243V241H109V238H107L106 239V243L105 244H109V246H108V244L106 245V251H107V253H108V250H109V252L110 253H105L106 254V259H108V256H109V258L111 257L112 259H114V260H111L110 261V259H108L107 261H105L106 259H105V255H103V254H98L97 255V251L99 250V246L98 245H96V244H98L97 243V241L95 240V241H93V239H90L89 240V242H88V240H86V238H84V236H82V235H84L85 234V229L87 230V222L89 221L88 220V218H86V212L87 211H85V209H83V208H86V206H83V205H85L84 204V202H83V197H82V192H80V191H82V190H80L81 188H82V185L85 183V184H88V181L89 182H91V178H89L88 180H86L88 177L87 176H85L84 178H86L85 180H83V169H82V171H80L81 169H79L78 170V165H77V161L76 160H79V159H77L78 158V156L80 157V152H78V149H77V147H78V144H77V142H78V140H77V138L81 135V134H86V136H88V137H86V136H84V137H86L88 140H90L92 143L94 142L95 143V145H97L98 144V146H101V144H105V142L106 143H108L109 142V139L107 140V141H105V139H107V138H109L110 137V139H111V141H113L112 139H115L114 137L116 136V138L118 137V134L120 133V131L122 130V129H125L123 126V128L121 129L119 126H115L116 127V129H115V127H114V122L116 123L117 121H118V123L120 122V120L122 119L123 120V117H121L122 115L121 114H119V111H118V109L116 110V105L119 103V100L121 101V99L123 98V94L125 93H122V98L121 99H119V96L118 95H116V96H108V97H111V102H112V99L113 98H115V99H117L118 98V102H116L117 104H114V102L115 101H113L112 103H111V105L112 104H114V109L117 111H115L114 110V112H115V114H116V116H114V112L112 111V113H111V110L109 111V113H108V115H109V117H107V116H105V117H107V118H110V120L108 121L107 120V124H101V121L100 120H102V122L103 123H105V121H104V119H102V118H104V116L103 117H101V112H99V109H100V104H98V102H99V100L100 99H102L101 97H100V99H99V97H98V95L101 93V91H103V90H105V87L106 88H108L109 86L108 85H110V84H108L109 82H107V78L109 77V78H111V79H109L108 81H110V83H111V85H113L114 83H115V81H117L118 79H119V77H117V76H119L118 75V73L119 74H121L122 73V71L124 70L123 68H122V66H124V59L125 58H127L126 57V53H128L127 51H125V49H123L126 53H123L124 51L123 50H118L120 53H118V51L116 50V49H118V48H126V46H125V41L124 40H127L126 42H128L129 41V38L127 39V37H125V35H126V33L128 34L127 36H129V37H131L130 35H133V33H131V32H129V31H127V32H125V35L123 34L122 35V38L123 37H125L124 38V43H122V47H119V45H118V40L121 38L120 37V35L119 36H117V35H115V34H112V36L110 37V40H113L114 39V36L116 37V38H118V40L115 38V42L114 41H112V43H111V41L109 42V40H108V42H106V45H107V43L110 45V48H109V46L107 45V47L105 46H103V49H104V51H105V49L107 48V49H109L108 51H110V52H108L107 51V54H106V52L104 53V51L102 50V47H99L98 49L96 48V49H93V48H90L91 50H92V52H93V50H95L92 54H90L91 52H90V50L88 51V55L86 56V57H88V59H89V65L90 66H95V67H97L96 69L98 70V72H97V75L96 76H93L94 75V73L92 74V72L90 73V75L89 76H86V79H88V83H90V84H93V85H90V84H88L89 86H91V91H90V93L88 94V95H91L90 97L88 96L87 98L89 99H86V97H85V100H87V102H89V104L91 103V101H92V103L90 104V106L92 107V109H91V113H93L94 112V114H92V116H91V114H90V112H89V115L91 116H89L88 114V117L85 115L84 117H83V115H82V118H84L85 119V117H87L85 120L86 121H84L83 119H81L83 122H81V121H79L80 119H79V116L77 115V113L79 114V109L77 110V107H76V105L74 106V104L72 105L71 104V106L73 107V108H75L76 110H72V112H73V115H71L72 114V112L70 111V110H68V107H67V110H68V115H69V113H70V115H69V119H68V117L67 118H65V119H67V121L68 120H71L70 122H72V121H75V118H76V124H77V126L75 125V123L74 122H72V125H73V123H74V125H75V127H77V128H72L71 127V123L70 122H67V123H70V128H72L71 130L69 129V126H68V128H67V126H65V123H66V120H62L63 118L62 117H66L67 116V114H66V112L67 111H65V110H63L62 112H61V114L60 113H58V116L57 117H59L60 115V117L59 118H57L56 117V119H57V121L55 122V125H54V128H53V125H52V128L53 129H50V130H48V132L49 133H52L53 134V136L55 135V134H58V133H61V138H59V140H57L58 142H60V143H57V145L58 146H52V153H51V155L52 156H50V152H49V154L47 155V156H49V158L47 159V161L48 162H46V165H47V167H48V172H49V176H48V178L46 179H43L44 177H45V170L43 169V166L44 165H42V166H40V172L39 171H37L38 173V176L40 177L39 179V181H40V186H38V188H39V193L40 194H38V197L40 198V199H38V201L40 200V201H43V202H39L40 204H43L42 206V209L40 210V204L38 205V209H39V211H42V212H39V215H41L42 216V220L40 219L41 218V216L39 217V228L41 229V231H43V237H41V240H42V238H43V240H44V237H45V240L46 241H43L42 240V245H43V242H44V245H46L45 247H47V249L48 248H50L49 246L51 245V243L52 244H55V240H54V238L56 237V233H57V231H55V230H57L56 229V227H54V226H52V224L53 225H55V226H57L58 225V223L60 224V226H59V229H60V227H61V232H62V235H63V242H62V245H63V247L65 248V250L63 251V256H64V259H66V261H67V264L69 263V261L71 260L72 262H70V264H91V262H92V259L94 258V260H96L95 261V263L96 264H132V261H133V264H134V258H136V257H134V254H133V252L135 253L136 252V250H137V252H139V249H137L138 247L135 245H133V242L135 241L136 242V240H135V237L133 236V237H131L132 235L130 234V232L128 231L129 230V225H130V223H132V224H134V223H136L137 224V222H139L138 220H139V218L137 219L136 218V216L137 217H139V213H140V210L139 209H142V207H144L143 205H144V202L146 203V199L147 198H149L150 199V197H151V199H150V201H149V203H148V201H147V203L148 204H150V206L145 210V214H144V217H145V219H143V221H141L140 220V229H139V231H140V238L139 237H136V239H139L140 240V242H141V235H143L144 233H145V235H146V237H145V235H143L144 237L142 238V240L144 239V243H141L142 244V249H143V252L145 251V254L144 253H142V252H140V253H142V254H140V253H138V254H136V256H137V258H136V261L137 260H141L142 261V264H150V262H151V264H184V262H185V264H200V263H202V255H201V251H200V243L201 242H199V240L197 239V237L198 236H196V237H194L195 238V240H194V238H190L189 240H187V241H185L184 242V244H185V250L183 249V250H180V249H178L179 247H180V243H179V240L177 239V238H175V234H169L170 236H169V239L166 237V236H168L167 235V233H166V231L168 230V226H169V224H168V218L166 219V215L169 217V212L171 213V215L177 210V207L179 206V205H181V202H183L184 201V203H189V201H190V198H191V193L189 194V192H192L191 190V188L192 187H198V188H196V190H198L199 189V186L201 185V189H202V187L203 188H205L206 186H209V185H214V183H216V182H222L221 184V186H222V190L223 191H225L227 188V183H225L226 182V180H225V178L228 180V178H229V175H228V172L229 171H231L232 170V168H234V169H236V171H237V173L239 174H241L242 172H239V170L240 171H243L242 169V162H240L241 160H243V158L241 157L240 158V160H238L239 162H233V160H231V161H229V159L228 158H230V159H232V154H234V155H236L237 153H238V155H236V156H239L240 154H242V152H243V154H245V152H244V150H242V148H243V146H244V144L243 145H241L242 143H244V133H243V131H242V129H243V127H242V122H241V118H242V116H240L239 117V113L242 111L241 109H243L244 110V108L243 107H245L244 106V104L245 103H247V97H246V94H247V90H246V88H245V86H243V85H246V87H247V84L248 83H252L253 81H255V77H257V76H252L251 74L253 73V74H255L254 73V69L256 68V66H257V56H255L256 55V52H254V54H253V56H249V55H251V53L249 54V55H247V53H246V51H248V49L246 48L247 46H248V43H251L252 41L249 39V37L247 36V32H246V30H247V26H245L244 25V21H247V18H246V16L248 15V14H246V13H248V12H246V0H223ZM114 2H116V1H114ZM117 2H118V0H117ZM183 2H184V0H183ZM195 2H197V1H195ZM222 2V3H221ZM223 3H225V4H227V5H225V6H223V5H220V4H223ZM235 3V4H234ZM245 3V4H244ZM102 4V3H101ZM100 4V7H98V9L99 10H101V7H103L102 5ZM191 4V3H190ZM214 4H215V6L217 7V8H215L214 7ZM232 4V5H231ZM213 5V6H212ZM230 5V6H229ZM207 6H205V10L208 8ZM218 6H222V7H226L224 10L223 9H220V8H222V7H218ZM240 6V7H239ZM243 6V7H242ZM192 9H193V16H196V15H198L197 13H198V10H201V9H203L202 7H200V6H197L196 5V3H193L192 4ZM211 7H214L213 9L211 8ZM245 7V8H244ZM196 8V9H195ZM198 9V10H197ZM212 9V10H211ZM219 9V10H218ZM227 9V10H226ZM231 9V10H230ZM98 10H96V12H97ZM197 11V12H196ZM210 11V12H209ZM216 11V12H215ZM223 11V12H222ZM242 11V12H241ZM95 12V13H96ZM226 12H228V13H226ZM246 12V13H245ZM97 13H99V12H97ZM96 13V14H97ZM225 13V14H224ZM244 13V14H243ZM210 14H208V15H210ZM231 14V15H230ZM239 14V15H238ZM243 14V15H242ZM122 15V14H121ZM119 16V17H124V18H126V17H128L129 19H130V15H125V13H123V15L122 16ZM214 15H216L215 17H214ZM226 15V16H225ZM246 15V16H245ZM243 16H245V18L243 17ZM119 17H117L118 19H120ZM208 17V16H207ZM248 17V16H247ZM124 18L123 19H121V20H124ZM128 18H126V19H128ZM197 18V17H196ZM216 18V19H215ZM212 19V20H211ZM220 20V21H219ZM231 20V21H230ZM216 21V22H215ZM195 22V21H194ZM240 22V23H239ZM211 23H212V25H211ZM235 23V24H234ZM216 24V25H215ZM211 26V27H210ZM224 26V27H223ZM243 26V27H242ZM195 27V28H194ZM194 27H193V32H197L198 33V35H199V33L200 34H202V32H200V29L199 28H197L196 27V24L194 23ZM213 27V28H212ZM221 27V28H220ZM241 27V28H240ZM221 29V30H220ZM231 29V30H230ZM235 29V30H234ZM212 30H214V34L215 35H213V37L211 38L209 35H211V33H212ZM216 30V31H215ZM229 30V31H228ZM228 31V32H227ZM193 32H192V34H193ZM208 32H209V34H208ZM217 33V34H216ZM231 33V34H230ZM175 35V34H174ZM174 35H171V36H174ZM185 32H184V35H182L183 36V42H185L186 44L184 45L183 44V46H185L184 48H183V50H181L180 52H179V55L180 54H182V55H180V58L182 57L183 58V60L186 58V56L189 54V53H187V52H189L190 51V53L192 52V51H194V55H198V48H199V46H198V44H199V42L197 43L194 39H196V35L194 36V34L192 35V36H187L186 35V37H190V41H192V42H190L189 41V39H187L186 38V41H185ZM231 36V37H230ZM238 36V37H237ZM145 36H143V38H144ZM195 37V38H194ZM247 37V38H246ZM211 38V39H210ZM194 41H193V40ZM239 39H241V40H239ZM244 39V40H243ZM132 40V38L130 39V41ZM197 40V39H196ZM211 40V41H210ZM221 40V41H220ZM237 40V41H236ZM247 40V41H246ZM250 40V41H249ZM122 41V40H121ZM120 41V42H121ZM122 41V42H123ZM219 41H220V43L222 44L221 45V48L219 49L220 50V52L219 51H217V52H219L220 54H218V55H220L219 56V58H217V54L215 55L213 52V49H215L217 46H218V44H220L219 43ZM196 42V44H197V46L196 45H194V43ZM114 43V44H113ZM116 43H117V45H116ZM187 43H189V44H187ZM193 45H192V44ZM190 44H191V46H190ZM153 45V46H152ZM151 46L152 47H154V44H152ZM217 45V46H216ZM241 45V46H240ZM114 46V47H113ZM117 46V47H116ZM156 46V45H155ZM168 47V46H167ZM190 47V48H189ZM128 48V47H127ZM154 48H156V47H154ZM186 48V49H185ZM208 48V49H207ZM209 48H210V51H208L209 50ZM241 48H242V50H241ZM102 50L103 51V53L101 52V51H98V50ZM239 49V50H238ZM112 50H116L115 51V56H114V51H112ZM187 50V52H186V56H185V53L183 54V52H185ZM196 50V51H195ZM207 50V51H206ZM236 50V51H235ZM97 51L98 52H101V57L99 56V53H97ZM122 51V52H121ZM166 51V52H167ZM212 51V52H211ZM234 51H235V53H234ZM237 52V53H236ZM239 52H240V54H239ZM244 52V53H243ZM160 53V52H159ZM210 53H211V55H210ZM243 53V54H242ZM98 55V57L96 56V55ZM119 54V55H118ZM122 54H123V60L122 59H120V57L122 58ZM170 54V55H169ZM209 54V55H208ZM223 54V55H222ZM239 54V55H238ZM93 56V59L90 57V56ZM96 57H95V56ZM105 55H107V56H105ZM160 55V56H159ZM190 55V54H189ZM207 55V56H206ZM103 56L104 57H107L106 59L105 58H103ZM119 56V57H118ZM235 56V57H234ZM114 57H116V58H114ZM171 57V58H170ZM178 57V56H177ZM196 57V56H195ZM253 57H255V58H253ZM96 58V59H95ZM100 58L101 59H103V61H101L100 60ZM109 58V59H108ZM157 58V57H156ZM179 58V59H180ZM251 58V59H250ZM71 59V58H70ZM66 60V61H64L63 63H65V62H70V63H68L67 62V64H70V65H73L74 66V64H71V62L73 61L74 62V60ZM99 59V60H98ZM104 59H105V61H104ZM111 59H114V60H111ZM117 61H116V60ZM120 59V60H119ZM233 59H235V60H233ZM246 59V60H245ZM249 59V60H248ZM98 60V63L97 62H95V61H97ZM108 60H110V61H108ZM122 60V61H121ZM163 60H165V62L163 61ZM232 60V61H231ZM243 60V61H242ZM121 61V62H120ZM168 61L170 62V63H168ZM223 61V62H222ZM231 61V62H230ZM250 61V62H249ZM72 62V63H73ZM101 64H100V63ZM174 62V64H172ZM245 62V63H244ZM249 62V63H248ZM111 63V64H110ZM161 63H162V65H161ZM209 63V64H208ZM240 63V64H239ZM253 65H252V64ZM66 64V63H65ZM65 64H63L64 65V67L66 66V68L68 69L67 71H69V70H71V71H69V73L67 72V71H65L64 69V73L63 74H61V76H63V77H65V79H62L61 81H62V83L63 84H65V86H66V82L65 81H67V83L69 82L68 81V79H69V77H67V79H66V76H65V73H66V75L67 76H71V82L73 81L72 79V77L74 76V68H73V66H71V68H70V66L69 65H65ZM95 64H97V66L95 65ZM98 64L101 66H98ZM104 64V65H103ZM224 64V65H223ZM245 64V65H244ZM252 66H251V65ZM255 64V65H254ZM106 65H108V66H106ZM116 65H118V66H116ZM140 65V64H139ZM161 65V66H160ZM244 65V66H243ZM248 65V66H247ZM112 66V67H111ZM115 66H116V69H115ZM176 68H175V67ZM183 66V64H181V67ZM213 66V67H212ZM63 67V68H64ZM69 67V68H68ZM108 67H109V69H108ZM114 67V69H112V71H111V68H113ZM117 67L119 68V69H117ZM187 67H190L189 66V64L188 65H186V66H184V67H182V69H184V68H187ZM215 67V68H214ZM219 67V73H218V75L216 76V70H217V68ZM244 67V68H243ZM99 68L100 69H102L103 68V70H99ZM191 68V67H190ZM122 69V71H120ZM251 69V70H250ZM253 69V70H252ZM108 70H109V72L111 71L112 72V74H115V75H113L112 77H111V75H110V73H108ZM116 70H118V71H116ZM167 70H168V73H167ZM171 70H172V72H171ZM193 70V69H192ZM196 70V68L194 67V71ZM211 70V71H210ZM226 72H225V71ZM244 70V71H243ZM247 70H250V71H247ZM100 71V72H99ZM126 70H124V72H125ZM138 71H139V74L140 73H142V70H141V68L139 67V69H138ZM169 71H170V73H169ZM183 71V70H182ZM234 71V72H233ZM252 71V72H251ZM71 72H73V74L71 73ZM101 72H102V74H101ZM107 72V74H109L108 75V77H106L107 76V74L105 75V73ZM123 72V73H124ZM127 72H128V70H127ZM127 72H125V74H126V76H127V74H129V72L127 73ZM238 72V73H237ZM245 72V73H244ZM248 72V73H247ZM104 73V74H103ZM172 73V74H171ZM101 74V75H100ZM166 74V75H165ZM167 74H169V75H167ZM233 74V75H232ZM15 75H16V72H15ZM75 75H76V73H75ZM99 75V76H98ZM104 75V76H103ZM138 75V74H137ZM196 75V77H197V79H198V76H200V74L199 75H197V73L195 74ZM17 76H18V78H16V77H13V79H15L14 80V82H15V84H16V86H18L17 88H18V93H20L19 94V96L21 95H23L22 94V92H24V89H23V85L22 86H19V84L21 85V83H22V77L20 76V74L17 72ZM19 76H20V78H19ZM219 76V77H218ZM247 76H248V78L250 77V79H248L247 78ZM99 77H102V79L103 78H105L106 79V82L104 83L103 81H101V78H99ZM140 78H141V76H139ZM138 76H137V79L139 78ZM183 77V78H184ZM216 77H218V78H216ZM237 77V78H236ZM242 77H244L245 79H242ZM251 77H252V79H254V80H252L251 79ZM98 78V79H97ZM213 78V79H212ZM220 78V79H219ZM21 80V81H19V80ZM104 79V80H105ZM127 79H128V76H127ZM182 79V80H181ZM63 80H64V82H63ZM141 80V79H140ZM183 80H185V81H183ZM220 81L221 80V89L219 88V91L220 92H218V94H219V96H218V98H217V100H216V102L218 103H216L215 104V106H213V104H214V92H215V89L217 88L218 89V81ZM252 80V81H251ZM17 81H19V82H21V83H17ZM170 81V82H169ZM178 81V82H177ZM181 81V82H180ZM183 81V82H182ZM189 81H191V80H189ZM228 81V82H227ZM251 81V82H250ZM101 82H103V84L101 83ZM114 82V83H113ZM173 82V81H172ZM186 84H185V83ZM196 82H197V80H196ZM227 82V83H226ZM246 82V83H245ZM100 83V86L99 85H97V86H94L95 84H99ZM179 83V84H178ZM191 83H192V81H191ZM217 83V84H216ZM229 83V84H228ZM72 84V83H71ZM101 84H102V86H101ZM173 84V83H172ZM184 84V85H183ZM226 84H228L229 85V87H227V85ZM68 85V84H67ZM105 85H107V86H105ZM177 85V86H176ZM178 85H179V87H178ZM187 85V86H186ZM192 87H191V86ZM207 85V86H206ZM214 85V86H213ZM240 85V86H239ZM69 86H71L70 84L68 85V88H69ZM104 86V87H103ZM244 88H243V87ZM21 87V88H20ZM111 87V86H110ZM171 88V90H170V88ZM175 87H177V88H175ZM207 87V88H206ZM68 88H67V86H66V89L68 90ZM186 90H185V89ZM190 88V89H189ZM198 88V89H197ZM173 89H175L174 91H177V92H173L172 90ZM179 89V90H178ZM209 89V90H208ZM19 90H20V92H19ZM21 90H23V91H21ZM63 90V89H62ZM61 89L60 90H58L57 92L58 93H60V91H62ZM245 90V91H244ZM95 91V92H94ZM99 91V93L97 94V96L96 95H93V92H94V94L95 93H97ZM187 91H189V92H187ZM172 94H171V93ZM63 93V92H62ZM62 93H60V94H62ZM69 93H71L70 92V89H69ZM175 93V94H174ZM178 93H180V94H178V96H177V94ZM226 93V94H225ZM128 94V92H126V95ZM171 94V95H170ZM196 94V95H195ZM199 94V95H198ZM239 94L241 95V96H239ZM64 96L65 95H68L69 96V94H68V92L65 94V91H64V94H63ZM126 95H124L125 97L124 98H127L128 99V95L126 96ZM175 95V96H174ZM195 96L196 98H198V100H202V101H204L203 102V104H198L197 105V108H196V115L198 116V115H202L201 113H203V115L205 114V113H210V111H211V109H212V114L211 115H209L208 117H207V120H205L204 121V125H205V127L200 123L201 122V120H200V117L198 118L195 114H194V118L193 119H189L190 121H185L184 123H183V126L185 125L186 127L182 130V131H180V130H178V131H175V130H172V128H171V125H172V121H171V115H170V112H172V110L174 111L177 107H174V106H176L177 104H179V103H181V101L182 100H184V99H186L187 97H191V96ZM228 95V96H227ZM231 95V96H230ZM20 96V98L22 99V97ZM68 96H66V98L65 99H67L68 98ZM96 96V97H95ZM181 96V97H180ZM187 96V97H186ZM201 96V97H200ZM227 96V97H226ZM91 97H92V100H91ZM94 97V98H93ZM98 97V98H97ZM96 98H97V103L96 104H93L94 103V101L96 100ZM176 98V99H175ZM200 98V99H199ZM202 98V99H201ZM213 99V100H212ZM91 100V101H90ZM103 100V99H102ZM114 100V99H113ZM125 100V99H124ZM171 100V101H170ZM180 100V101H179ZM198 100L196 99V103H195V105L197 104V102H198ZM78 101V100H77ZM108 101H110L109 99H108ZM167 103H166V102ZM176 102V103H174V106H170L173 102ZM179 103H178V102ZM210 101V102H209ZM244 101V102H243ZM17 102V101H16ZM79 102L81 103V100L79 99ZM96 102V101H95ZM100 102H101V100H100ZM169 102H170V104H169ZM222 102V103H221ZM237 102V103H236ZM78 102H75V104H77ZM109 103V102H108ZM121 103V102H120ZM221 103V105H219ZM224 103V104H223ZM225 103H226V105H225ZM236 103V104H235ZM88 104V103H87ZM98 104V105H97ZM167 104V105H166ZM205 104V105H204ZM243 104V105H242ZM97 106V107H95V106ZM119 105V104H118ZM168 105H169V108H168ZM246 105V104H245ZM99 106V107H98ZM109 106V105H108ZM167 106V107H166ZM8 108L10 107V109H12V107H11V105L10 106H7ZM95 107V108H94ZM170 107H171V111L170 112H168V110L170 109ZM225 107V108H224ZM241 107V108H240ZM3 108H5V106H2L1 105V108L0 109H3ZM94 108V109H93ZM173 108V109H172ZM201 108V109H200ZM241 110H239V109ZM98 109V110H97ZM155 109V108H154ZM200 109V110H199ZM209 109V110H208ZM231 109H232V111H231ZM234 109H236V111L234 112L233 110ZM4 110H7L6 108L4 109ZM107 110H108V108H107ZM165 111L164 113H165V115H164V113L162 114V111ZM176 110H178V108L176 109ZM207 110V111H206ZM239 110V111H238ZM20 111V108L18 109V112ZM100 111H101V109H100ZM209 111V112H208ZM59 112H60V109H59ZM106 112H108V111H106ZM201 112V113H200ZM223 112V113H222ZM228 112V113H227ZM232 112H234V113H232ZM20 114H22V111H20L19 112ZM225 113V114H224ZM242 113V112H241ZM243 113H244V111H243ZM65 114V115H64ZM107 114V113H106ZM112 114H113V116H114V118H121L120 120L118 119V120H115V121H111L112 119H113V116H112ZM157 114H159V115H157ZM168 114L170 115V117H168L167 118V116H168ZM238 114V115H237ZM94 115V116H93ZM138 115V114H137ZM140 115H138V116H140ZM158 117H157V116ZM162 115H164V116H162ZM225 115V116H224ZM229 115V116H228ZM243 115V114H242ZM111 116H112V118H111ZM118 116V117H117ZM120 116V117H119ZM129 116L130 115H128V118H129ZM135 116V117H134ZM138 116L136 117V115H132V117L133 118H135V119H137L138 118ZM223 116V117H222ZM160 117V118H159ZM164 117V118H163ZM216 117H218V118H216ZM226 117V118H225ZM237 117H239V118H237ZM81 118V117H80ZM237 118V119H236ZM16 119H18V118H16ZM15 119V120H16ZM60 119V120H59ZM73 119V120H72ZM77 119H79L78 121H79V123H81V124H79L78 123V121H77ZM98 119V120H97ZM126 119H127V116H126ZM140 119V118H139ZM143 119L145 120V121H143ZM121 120V121H122ZM150 120H148L149 122H150ZM158 120H160V121H158ZM223 120H225V121H223ZM65 121V122H64ZM200 121V122H199ZM234 121V122H233ZM58 122V123H57ZM61 122H62V124H61ZM112 122V123H111ZM160 122V123H159ZM187 122H189V123H187ZM207 122V123H206ZM66 123V124H67ZM83 123L85 124V128L83 129ZM110 123L113 125V126H110ZM118 123H116V124H118ZM217 123V124H216ZM229 123V124H228ZM100 124V125H99ZM120 124H122V122H120ZM134 124V125H135ZM187 124V125H186ZM210 124V125H209ZM221 124V125H220ZM235 124V125H234ZM41 125L42 126H44V123H41ZM57 125V126H56ZM62 127H61V126ZM68 125V124H67ZM81 125V126H80ZM108 127H107V126ZM135 125V126H136ZM163 125V126H162ZM167 125V126H166ZM203 126V128H202V126ZM17 126V124H15V127ZM29 126H30V124H29ZM87 126V127H86ZM133 126V125H132ZM168 126H170V129H169V127ZM194 126V127H193ZM215 126V127H214ZM235 126V127H234ZM32 126H30L29 128H31ZM66 127V128H65ZM81 127H82V129H81ZM90 127V128H89ZM162 127V128H161ZM166 127H168V128H166ZM190 127L192 128L190 131L191 132H189V129H190ZM201 127V128H200ZM231 127V128H230ZM60 128L62 129V130H60ZM78 128H80V129H78ZM97 128H99V129H97ZM214 128V129H213ZM68 130L69 129V131H66V130ZM109 131V132H107V130ZM114 129V130H113ZM121 129V130H120ZM165 129H168L169 131H168V133H166V130ZM174 129V128H173ZM185 129H187V130H185ZM199 129H201L200 131H197V130H199ZM229 129V130H228ZM237 129V130H236ZM100 130V131H99ZM104 130V131H103ZM193 130V131H192ZM197 132H196V131ZM207 130V131H206ZM223 130H224V133L226 134H224L223 133ZM54 131H55V133H54ZM74 131V132H73ZM96 131H97V133H96ZM123 131V130H122ZM121 131V133L119 134V137L121 136V134L123 133ZM125 131V130H124ZM172 131H174V133H176V136L173 134V133H171ZM183 131H184V133H183ZM195 131V132H194ZM238 131V132H237ZM68 132V133H67ZM79 132V133H78ZM82 132V133H81ZM101 132V133H100ZM107 132V133H106ZM112 132V133H111ZM114 132V133H113ZM181 134H180V133ZM187 132V133H186ZM198 132H200V134H198ZM208 132H211V133H208ZM235 132V133H234ZM76 135H75V134ZM103 133V134H102ZM156 133V134H155ZM159 133V134H158ZM178 133V134H177ZM202 133V134H201ZM215 133V134H214ZM96 134V135H95ZM102 134V135H101ZM164 134V135H163ZM169 134V135H168ZM173 134V135H172ZM186 134H191L190 136H187ZM220 134V135H219ZM33 134L31 133L30 134V137L32 136ZM104 135V136H103ZM106 135L107 136H109V137H106ZM114 135V136H113ZM167 135V136H166ZM177 135L179 136V137H177ZM197 135H198V138H197ZM225 135V136H224ZM240 135V136H239ZM64 136V137H63ZM69 136V137H68ZM101 136V137H100ZM160 136V137H159ZM200 136V137H199ZM211 136V137H210ZM216 136V137H215ZM76 137V138H75ZM97 137H98V139H97ZM111 137H113V138H111ZM154 137V138H153ZM173 137H176L175 139L173 138ZM185 137V138H184ZM189 138L190 140H187V138ZM196 137V138H195ZM203 137V138H202ZM232 137V138H231ZM34 138H35V136H34ZM99 138H101V141H100V139ZM163 138V139H162ZM32 139H33V137H32ZM62 139V140H61ZM67 139V140H66ZM128 139V138H127ZM155 139V140H154ZM167 139V140H166ZM168 139H170V140H168ZM173 139V140H172ZM196 139V140H195ZM202 139H204L203 141H202ZM222 139V140H221ZM77 140V141H76ZM104 141V143H103V141ZM172 140V141H171ZM175 140V141H174ZM180 140V141H179ZM194 140V141H193ZM212 140H214L213 141V143H211L212 142ZM225 140V141H224ZM229 140V141H228ZM67 141V142H66ZM98 141V142H97ZM160 141V142H159ZM162 141V142H161ZM166 141V142H165ZM171 141V142H170ZM173 141H174V143H173ZM179 141V142H178ZM193 141V142H192ZM243 141V142H242ZM64 142V143H63ZM73 142V143H72ZM158 142V143H157ZM168 142V143H167ZM178 142V143H177ZM191 142H192V144H194L195 143V145H193L194 146V148H193V146H192V144H191ZM201 142V143H200ZM225 142V143H224ZM62 143V144H61ZM93 143V144H94ZM153 143V144H152ZM230 143V144H229ZM241 143V144H240ZM168 145V146H165V145ZM174 144H175V146H174ZM185 144V145H184ZM239 144V145H238ZM77 145V146H76ZM171 145H173L174 147H175V150L176 151H172V150H168L167 148H169V147H171ZM189 145H191V148L190 149H192L191 150V152H190V154H187V150H189V149H187V147H189ZM212 145H213V147H212ZM97 146V148H99ZM184 146V147H183ZM241 147V148H239V147ZM57 147H58V149H57ZM139 147L140 148H142L143 146L141 145V144H139ZM163 147H166L165 149L163 148ZM71 148V149H70ZM182 148H184V149H182V151L183 150H185V152H184V154H181V153H179V150L181 151V149ZM165 152H167L166 150H168L169 152H168V154L167 153H165L164 155H163V153H164V151ZM208 149V150H207ZM227 149V150H226ZM244 149V148H243ZM76 150V151H75ZM152 150V151H151ZM155 150V151H154ZM159 150V151H158ZM178 150V151H177ZM202 150V151H201ZM210 150V151H209ZM219 150V151H218ZM242 150V151H241ZM56 151H58V153H56ZM64 151V152H63ZM172 151V152H171ZM208 151V152H207ZM216 151V152H215ZM227 151V152H226ZM73 152V153H72ZM161 152V154H159ZM163 152V153H162ZM170 152H171V154H170ZM194 152V153H193ZM202 152V153H201ZM233 152V153H232ZM235 152V153H234ZM54 153V154H53ZM70 153V154H69ZM79 153V154H78ZM197 153V154H196ZM199 153V154H198ZM205 153V154H204ZM228 153H230V154H228ZM63 154V155H62ZM78 154V155H77ZM153 154H154V156H153ZM217 154V155H216ZM220 154H222V155H220ZM223 154H226L227 155V157H226V155H224L225 156V158H224V156H223ZM77 155V156H76ZM172 155V156H171ZM178 155V156H177ZM208 155V156H207ZM220 155V156H219ZM126 156L128 157L129 155L128 154H126ZM130 156H131V154H130ZM160 156V157H159ZM163 156H164V158H163ZM166 156V157H165ZM167 156H168V158H167ZM197 156V157H196ZM222 156V157H221ZM58 159H57V158ZM126 157V158H127ZM157 157V158H156ZM184 157V158H183ZM199 157V158H198ZM208 157V158H207ZM81 158V157H80ZM129 158V157H128ZM156 158V159H155ZM161 158H163V159H161ZM171 158V159H170ZM220 158V160H218ZM115 159H116V161L119 163V162H121V160L119 161L118 159H119V157H118V159L115 157ZM146 159V160H145ZM148 159V160H147ZM150 159V160H149ZM167 159H168V162H166V164L168 165H166L167 166V168H166V166H164L165 164H163V163H165V161H167ZM198 159V161L196 162V160ZM205 159H206V161H205ZM227 160V162L228 163H230V164H227V162H225V160ZM56 160V161H55ZM155 162V163H153V166L155 165V164H157L158 166L157 167H159L158 169L160 170V172H157V177L160 175V176H162L163 175V173H164V176H162L163 178L161 179V177H160V179H159V177H158V179L154 176L155 174V172H154V167L156 166H154L153 167V170H152V164H148V162L150 163V161L151 162H153V161ZM157 160V161H156ZM162 160H164V161H162ZM173 160H175V161H173ZM178 160V161H177ZM183 160V161H182ZM203 160V161H202ZM212 160V161H211ZM222 160H223V162H222ZM58 161V162H57ZM102 161V160H101ZM144 161H145V163H144ZM148 161V162H147ZM163 162L162 163V165H160L161 163H159V162ZM170 161V162H169ZM200 161V162H199ZM221 161V162H220ZM79 162V161H78ZM104 162H105V160H104ZM146 162H147V167H148V172H153V177H154V179L156 180V184H157V186H156V184H155V180H153V178H152V176L151 175H149L147 172H145L146 174H147V176L149 175V176H151V179L153 180V181H151L155 186H153L152 185V183L149 185V184H147V182L148 183H150V181L149 180H151L150 179V177L147 179V178H145L144 180H143V178L146 176V174L144 173V171H143V173L141 172V169H142V167H143V165L145 166V164H146ZM172 162V163H171ZM175 162L177 163V165L175 164ZM182 162H184V163H182ZM203 162V163H202ZM56 163V164H55ZM58 163V164H57ZM63 163V164H62ZM102 163H103V161H102ZM144 163V164H143ZM173 163H174V166H173ZM201 163V164H200ZM222 163V164H221ZM224 163H226V164H224ZM237 163H239V165H237ZM103 164H105V163H103ZM102 164V165H103ZM108 164V163H107ZM133 164V163H132ZM201 165L199 168H198V165ZM216 164V165H215ZM55 165L57 166L56 168H55ZM79 165H81V162H80V164ZM101 165V166H102ZM151 165V166H150ZM160 165V166H159ZM171 165V167H169ZM223 165V166H222ZM225 165V166H224ZM226 165H228V166H226ZM229 165H231V167L229 166ZM105 166V165H104ZM105 166V167H106ZM72 167V168H71ZM81 167V166H80ZM107 167H106V170H107ZM131 167V168H130ZM140 167H141V169H140ZM160 167H161V169H160ZM164 167V168H163ZM173 167H174V169H173ZM192 167V168H191ZM227 167H229L230 169L228 170L227 169ZM144 168V167H143ZM151 168V169H150ZM156 168V167H155ZM210 168V169H209ZM39 168H37V170H38ZM103 169H105L104 167H103ZM102 168H101V173L103 174V172H102V170H103ZM120 169V170H119ZM151 171H150V170ZM222 169V170H221ZM57 170V171H56ZM116 170H118V171H116ZM127 170V171H126ZM144 170L146 171V169L144 168ZM155 170H157V168L155 169ZM158 170V171H159ZM220 170V171H219ZM56 171V172H55ZM104 171V170H103ZM109 171H107V172H109ZM126 171V172H125ZM129 171V172H128ZM165 171V172H164ZM171 171H172V174H171ZM182 171V172H181ZM189 171V172H188ZM67 172V173H66ZM82 172V173H81ZM39 173H40V175H39ZM44 173V174H43ZM81 173V174H80ZM123 173V172H122ZM140 173V174H139ZM159 173V174H158ZM160 173H162V174H160ZM171 174V176H172V178H170V176L168 175V181H167V174ZM187 173H189V174H187ZM206 173V174H205ZM214 173V174H213ZM224 173H226V174H224ZM66 174V175H65ZM145 174V175H144ZM208 174V175H207ZM114 175V174H113ZM121 175V174H120ZM119 174H118V176L115 174L114 176L116 177H119L120 176ZM135 175V176H134ZM142 175H144V177L142 176ZM226 175V176H225ZM228 175V176H227ZM65 176V177H64ZM128 176V175H127ZM146 176V177H147ZM206 176H208V177H206ZM77 177V178H76ZM80 177V178H79ZM82 177V178H81ZM95 177V176H94ZM134 177H135V179H134ZM137 177V178H136ZM142 177V178H141ZM187 177H189V178H187ZM195 177V178H194ZM242 177V176H241ZM241 177H240V179H241ZM174 178V179H173ZM197 180V178H198V185L199 186H196L197 185V183L195 182V180ZM206 178H207V180H206ZM80 179V180H79ZM96 179V178H95ZM137 179H138V181H137ZM140 179V180H139ZM170 179V180H169ZM185 179H187L186 181H185ZM191 179H193V180H191ZM51 180V181H50ZM146 180V181H145ZM148 180V181H147ZM159 180V181H158ZM172 180H173V182H172ZM183 180V181H182ZM190 180V181H189ZM215 180V181H214ZM219 180H221V181H219ZM244 179L242 178L241 179V181H243ZM67 181V182H66ZM83 181H84V183H83ZM122 181H123V179H122ZM121 181V182H122ZM161 181H163V184L161 185ZM175 181V182H174ZM50 182V183H49ZM87 182V183H86ZM120 182V183H121ZM124 182V183H125ZM146 182V183H145ZM157 182H159V184L157 183ZM185 182V183H184ZM238 182H240V180H238ZM63 183V184H62ZM70 183V184H69ZM120 183H119V185H120ZM134 183V184H133ZM143 183H145V187H144V184ZM170 183V184H169ZM189 183H191V184H189ZM207 183V184H206ZM66 184V185H65ZM79 184V185H78ZM84 184V185H85ZM146 184L148 185V186H150V189L148 188V187H146ZM166 184V185H165ZM179 184V185H178ZM187 184H189L190 185V187H189V185H187ZM192 184H194V185H192ZM196 184V185H195ZM244 185V183L243 182H240L238 185ZM39 185V184H38ZM68 185V186H67ZM83 185V186H84ZM121 185H124L123 183L121 184ZM120 185V186H121ZM161 185V186H160ZM181 185V186H180ZM184 185V186H183ZM241 185H240V187H241ZM48 186V187H47ZM139 186H140V188H139ZM225 186V188L223 189V187ZM63 187H65V188H63ZM121 187H123V186H121ZM127 187V188H126ZM152 187H153V189H152ZM157 187V188H156ZM159 187H161V188H159ZM183 187H184V189L187 191H185L186 192V195H189V199H187L186 197H185V195H184V192H183ZM186 187V188H185ZM49 188H51L50 189V191L51 190H53V194L51 193H49L50 191H49ZM129 188H131V189H129ZM144 188V189H143ZM159 188V189H158ZM242 188V187H241ZM149 189V190H148ZM155 189H156V191H155ZM176 189V190H175ZM194 190H195V188H193ZM119 190H120V187H119V189H118V191H117V195H118V193H119ZM152 190V191H151ZM154 190V191H153ZM104 191H106V192H104ZM127 191V192H126ZM131 191V192H130ZM150 193H152L153 192V194H150L149 195V192ZM180 191V192H179ZM42 192V193H41ZM43 192H44V194H43ZM61 192V193H60ZM126 192V193H125ZM183 192V193H182ZM108 193H109V195H108ZM134 193V194H133ZM146 194H148L149 196L147 197L146 196ZM179 194V195H178ZM182 194V197L184 196L186 199H181L180 198V195ZM205 194H207V193H205ZM204 194V195H205ZM236 194V193H235ZM234 194V195H235ZM237 194H239V196H240V192L239 193H237ZM237 194H236V196H234L233 194L232 195H227V194H224V201H223V207H224V209L226 208V206H227V203H226V200H227V198L226 197H231V198H233V197H235V199H236V197H237V199H239L240 200V198H242V196H240V198H238L239 196H237ZM49 195V196H48ZM51 195H52V197H51ZM105 195V196H104ZM121 195V196H120ZM119 196L122 198V194H120ZM152 195V196H151ZM147 197L146 199H145V201H144V197ZM155 196V197H154ZM213 196V195H212ZM72 197V198H71ZM183 197V198H184ZM208 198V200H210V201H208V202H206V204L208 205V207L206 208V209H208L206 212L204 211V213H206V214H202V218H204L205 216L204 215H208L209 217H206V218H204L203 220L206 222V223H204V224H202L201 226H200V228L198 229V231L199 230H201L202 231V233L203 232H206V233H203V235H204V237H202L201 239H205L204 241H205V243L202 245L201 244V246H203V249L205 250V257L207 256V259H208V255L207 254H209V252H210V254H212V256L209 254V257H210V259L208 260V261H205V262H207V263H209V264H213V262H214V260L213 259H215L216 258V252H218V254H220V256H219V259H221L222 258V254H223V251H225V250H227V248H228V246L230 245V244H232L233 243V240L232 239H229V240H227L226 238H225V236L223 237H220L219 239L220 240H218V241H222V243H219L218 245H217V241H215L213 238H212V240L209 238L210 236H211V234L210 233H213V232H215V231H217V225H216V222H215V219H216V216H215V209H214V206H213V204H212V206H211V199H213L212 197L210 198L208 195H206L204 198L205 199H207ZM52 200H51V199ZM54 198V199H53ZM117 198H119V197H117ZM116 198V199H117ZM128 198V199H127ZM137 198V199H136ZM157 198V199H156ZM210 198V199H209ZM81 199V200H80ZM134 199H136V200H134ZM140 199V200H139ZM179 199V202H180V200H181V202L180 203H178L177 202V200ZM234 199V200H235ZM235 200L236 202H238V200ZM54 203V204H52V205H55V206H53L54 207V209H52L51 207V201ZM74 200V201H73ZM148 200V199H147ZM183 200V201H182ZM186 200V201H185ZM214 200V199H213ZM233 200V199H232ZM234 200H233V202H234ZM118 201H120V198L118 199ZM137 203H136V202ZM152 201V203H150ZM74 202V203H73ZM77 202V203H76ZM158 202V203H157ZM49 203V204H48ZM83 203V204H82ZM104 203H105V205H104ZM135 203V204H134ZM140 203V204H139ZM45 204V205H44ZM66 204V205H65ZM174 204H175V206H176V204H179L177 207H175L174 206ZM209 204H210V206H209ZM59 205V206H58ZM106 205L107 206H109V207H106ZM114 205H115V207H114ZM163 205V206H162ZM206 205V206H207ZM81 206V207H80ZM116 206L118 207V208H116ZM155 206V207H154ZM50 207V209L53 211V210H55L54 212H48V211H50L49 209H47V208H49ZM76 207V208H75ZM80 207V208H79ZM193 208H194V206H192ZM192 207H190V212H192V210H194ZM213 207V208H212ZM109 208H111V209H109ZM116 208V209H115ZM150 208V209H149ZM45 209V210H44ZM70 209V210H69ZM166 209V210H165ZM176 209V210H175ZM192 209V210H191ZM72 210V211H71ZM78 210V211H77ZM119 210V211H118ZM123 210V211H122ZM131 210V211H130ZM112 211V212H111ZM116 213H115V212ZM122 211V212H121ZM172 211V212H171ZM105 212V213H104ZM114 212V213H113ZM130 212V213H129ZM135 212V213H134ZM138 212V213H137ZM164 212V213H163ZM44 215H43V214ZM49 213H53V215L52 214H49ZM75 213V214H74ZM78 213H80L79 215H78ZM107 213V214H106ZM121 213V214H120ZM57 214L58 215V217H53V216H55V215ZM84 214H86V215H84ZM157 214V215H156ZM159 214H161V215H159ZM46 215H48V216H46ZM49 215H51V217H52V219H51V217H50V219H51V221H50V219H49ZM107 215H108V217H107ZM110 215V216H109ZM131 215V216H130ZM212 215V216H211ZM46 216V218H44ZM101 216V217H102ZM126 216V217H125ZM134 216V217H133ZM204 216V217H203ZM48 217V218H47ZM76 217V218H75ZM150 217V218H149ZM44 218V219H43ZM53 218H56V220L57 219H59V220H57L56 222H53L52 223V220H53ZM123 218V219H122ZM128 218H130V219H128ZM134 220H133V219ZM135 218L137 219V220H135ZM79 219V220H78ZM85 219V220H84ZM206 219V220H205ZM209 219V220H208ZM44 220H46V221H44ZM47 220H48V222H47ZM78 220V221H77ZM132 220V221H131ZM149 220V221H148ZM208 220V221H207ZM54 221V220H53ZM82 221V222H81ZM84 221H85V223H84ZM104 221V222H103ZM127 221H128V223H127ZM161 221V222H160ZM44 222V223H43ZM71 222V223H70ZM74 222V223H73ZM124 222V223H123ZM149 222V223H148ZM158 222V223H157ZM165 222V224H164V226H163V223ZM214 222V223H213ZM56 223V224H55ZM80 223V224H79ZM83 223V224H82ZM162 223V224H161ZM64 224H65V226H64ZM124 224V225H123ZM136 224H134V228L136 227L135 225ZM207 224V225H206ZM86 225V226H85ZM121 225V226H120ZM166 225V226H165ZM204 225H206V226H204ZM112 226V227H111ZM156 226V227H155ZM54 227V228H53ZM160 227V228H159ZM53 228V229H52ZM58 228V227H57ZM119 228V229H118ZM128 228V229H127ZM149 228V229H148ZM156 228V229H155ZM163 228V229H162ZM206 228L208 229V230H206ZM47 229V230H46ZM81 229H82V231H81ZM114 229V230H113ZM136 229V228H135ZM158 229V230H157ZM167 229V230H166ZM215 229V230H214ZM63 230V231H62ZM76 230V231H75ZM125 230V231H124ZM127 230V231H126ZM205 230V231H204ZM164 231V232H163ZM200 231V232H201ZM210 231H212V232H210ZM47 232H48V238H47ZM200 232H198L197 233V235H200L199 233ZM46 233V234H45ZM53 233V234H52ZM76 233H77V235H76ZM142 233V234H141ZM161 233H162V235H161ZM121 234V235H120ZM165 234H166V236H165ZM206 234L208 235L207 237H206ZM76 235V236H75ZM131 235V236H130ZM202 235V236H203ZM225 235V234H224ZM51 236V238H49ZM65 236V237H64ZM71 236V237H70ZM160 236V237H159ZM174 236V237H173ZM73 237V238H72ZM106 237V236H105ZM125 237V238H124ZM130 237L132 238V239H134L133 241H132V239H130ZM155 237V238H154ZM170 237H172V238H170ZM104 238V235H102V239ZM223 238H225V239H223ZM48 239V240H47ZM50 239L52 240V242L50 241ZM120 239V240H119ZM158 239H159V241H158ZM192 239V241H190ZM218 239V238H217ZM216 239V240H217ZM81 240V241H80ZM124 240V241H123ZM129 240L131 241V245H130V242H129ZM170 240V241H169ZM175 240H176V242H175ZM210 240V241H209ZM225 240V241H224ZM231 240V241H230ZM50 241V242H49ZM92 241V242H91ZM103 241H105V238H104V240H102L101 241V244H102V242ZM120 241V242H119ZM156 241V242H155ZM165 241V242H164ZM194 241H195V243H194ZM207 241H209V247H208V242ZM212 241H215L214 243L212 242ZM223 241H224V243H223ZM229 241L230 242H232V243H229ZM49 242V243H48ZM128 242V243H127ZM134 242V243H135ZM160 242V243H159ZM169 242H170V244H169ZM172 242V243H171ZM178 242V244H176ZM210 242L212 243V244H210ZM227 242V243H226ZM111 243V244H110ZM112 243H114V244H116V245H113ZM126 243V244H125ZM153 243V244H152ZM158 245H157V244ZM164 245H163V244ZM168 243V244H167ZM85 244V245H84ZM130 245L129 247L127 246V248L128 249H130V251H131V254H130V252H129V250L127 249V251H126V245ZM162 244V245H161ZM167 244V246H165ZM175 244L177 245V246H175ZM188 244V245H187ZM223 246H222V245ZM226 244H229V245H226ZM41 245V246H42ZM69 245V246H68ZM78 245V246H77ZM93 245H95L94 247L97 249H95L94 250V252L92 251V246ZM113 245V246H112ZM161 245V246H160ZM170 245V246H169ZM187 245V246H186ZM212 245H214L213 247H212ZM218 246V248H219V246H220V248H222V249H218V248H216L217 246ZM88 246H89V248H88ZM102 246V245H101ZM108 246V247H107ZM110 246H112L113 248H111ZM116 246V247H115ZM158 246V247H157ZM198 246V247H197ZM227 246V247H226ZM79 247H80V249H79ZM84 247L86 248V249H84ZM91 247V248H90ZM98 247V248H97ZM104 247V246H103ZM121 247H125L124 249H122ZM134 250L133 252H132V249ZM175 247V248H174ZM178 247V248H177ZM205 247V248H204ZM207 247V248H206ZM210 247H212L211 249H210ZM236 247V246H235ZM73 248V249H72ZM111 248V249H110ZM157 248V249H156ZM162 248V249H161ZM166 249V250H164V249ZM191 248H193V249H191ZM90 249V250H89ZM101 249H102V247H101ZM104 249V248H103ZM112 249H115V250H112ZM122 249V250H121ZM150 249V250H149ZM177 249V250H176ZM187 249V250H186ZM199 249V250H198ZM212 249H213V251H212ZM225 249V250H224ZM105 250V249H104ZM111 250V251H110ZM123 251V252H121V251ZM173 250V251H172ZM180 250V251H179ZM196 250H198V251H196ZM208 250V251H207ZM211 250V251H210ZM217 250V251H216ZM219 250H220V253H219ZM222 250V251H221ZM89 251V252H88ZM91 251L94 253V254H96V255H93L92 253H91ZM176 251V253H177V251H178V253H179V255L178 254H175L174 252ZM181 251H182V253H181ZM188 251V252H187ZM88 252V253H87ZM103 252V250L101 251V253ZM126 252H128V253H126ZM169 252V253H168ZM187 254H186V253ZM208 252V253H207ZM231 252H234L233 250L231 251ZM38 253H39V257H40V260H44L45 262L47 261V260H49L48 261V263H51L50 261L52 260L53 261V256H54V254H50L49 253V249L47 250V251H45L44 252V254H43V252H41V250L39 249L38 250ZM47 253V254H46ZM91 253V254H90ZM166 253V254H165ZM172 253H174L175 255H177L178 256V258H177V256H175L174 254H172ZM50 254V255H49ZM66 254V255H65ZM86 254V255H85ZM88 254V255H87ZM119 254V255H118ZM128 254V255H127ZM140 254V255H139ZM183 256H182V255ZM216 254V255H215ZM44 257H43V256ZM92 255H93V258H92ZM101 256L100 257V260H99V257L98 256ZM113 255V256H112ZM117 255V256H116ZM124 255V256H123ZM130 255H131V257H132V259L131 260H129V263H128V258L130 257ZM168 255V256H167ZM185 255H186V259H185ZM235 256H233L232 255V257H229V258H231V259H229V260H224V261H222V263H220V260H219V263L220 264H232V263H235V264H239V263H241L240 261H242L243 263H244V261H243V259H244V256L242 257V256H237L236 254H234ZM41 256H42V258H41ZM48 257V258H45V257ZM50 256H52V257H50ZM69 256V257H68ZM78 256V257H77ZM89 256H91V258H88ZM104 256V257H103ZM151 256V257H150ZM156 256V257H155ZM163 256V257H162ZM173 256V257H172ZM73 259H72V258ZM75 257V258H74ZM123 257V258H122ZM139 257H141V258H139ZM145 259H144V258ZM158 257V258H157ZM168 257V258H167ZM241 257V258H240ZM52 258V259H51ZM88 258V259H87ZM166 259L167 258V261H165L164 260V262H163V259ZM171 258V259H170ZM177 260H176V259ZM181 258H183V259H181ZM187 258L189 259V260H187ZM218 258V257H217ZM46 259V260H45ZM69 259V260H68ZM85 259V260H84ZM116 259H118V260H116ZM124 261H123V260ZM160 259L162 260L161 262H160ZM175 259V260H174ZM194 259V260H193ZM201 259V260H200ZM84 260V261H83ZM104 260V261H103ZM159 260V261H158ZM170 260H172V261H170ZM183 260V261H182ZM189 261V262H187L186 263V261ZM233 260V261H232ZM235 260V261H234ZM240 260V261H239ZM75 261V262H74ZM114 261L115 262H118V263H114ZM136 261H135V264H136ZM141 261H139V262H141ZM143 261H144V263H143ZM170 261V262H169ZM200 261V262H199ZM210 261H212V263H210ZM166 262V263H165ZM168 262V263H167ZM179 262V263H178ZM199 262V263H198ZM205 262H203V263H205ZM47 262H46V264H48ZM138 263V262H137ZM202 263V264H203ZM94 264V263H93Z\"/></svg>","mask_w":264,"mask_h":264}]
</instances>
